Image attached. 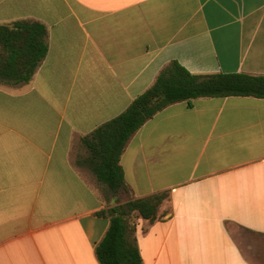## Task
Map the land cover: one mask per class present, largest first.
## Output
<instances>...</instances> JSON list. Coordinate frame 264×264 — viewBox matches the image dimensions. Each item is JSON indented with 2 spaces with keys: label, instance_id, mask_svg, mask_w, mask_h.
<instances>
[{
  "label": "crops",
  "instance_id": "obj_1",
  "mask_svg": "<svg viewBox=\"0 0 264 264\" xmlns=\"http://www.w3.org/2000/svg\"><path fill=\"white\" fill-rule=\"evenodd\" d=\"M16 21L44 24L49 50L29 82L0 81V264H101V212L165 191L158 220L135 217L144 264H264V98L159 111L121 156L122 198L82 143L173 61L264 75V0H0Z\"/></svg>",
  "mask_w": 264,
  "mask_h": 264
},
{
  "label": "trees",
  "instance_id": "obj_2",
  "mask_svg": "<svg viewBox=\"0 0 264 264\" xmlns=\"http://www.w3.org/2000/svg\"><path fill=\"white\" fill-rule=\"evenodd\" d=\"M49 50L47 28L38 21L0 24V81L13 85L29 82ZM254 96L264 98V75L247 73L193 74L173 61L153 85L120 115L82 138L88 149L86 164L107 191L106 198H122L127 190L121 156L131 137L168 105L202 97ZM168 191L131 199L103 212L110 226L96 246L101 264H144L134 217L155 222Z\"/></svg>",
  "mask_w": 264,
  "mask_h": 264
},
{
  "label": "rangeland",
  "instance_id": "obj_3",
  "mask_svg": "<svg viewBox=\"0 0 264 264\" xmlns=\"http://www.w3.org/2000/svg\"><path fill=\"white\" fill-rule=\"evenodd\" d=\"M85 147V146H84ZM86 148V147H85ZM86 150H87V152H88V156H89V151H88V149L86 148ZM102 188H103V191L105 192V193H107L108 194V191L103 187V186H101ZM133 221L134 222H136L135 221V217L133 218ZM248 237H249V235L248 234H245V233H242V232H237L236 233V238H237V240L239 241V244H241V246L244 248L246 245V243H247V241H248Z\"/></svg>",
  "mask_w": 264,
  "mask_h": 264
}]
</instances>
